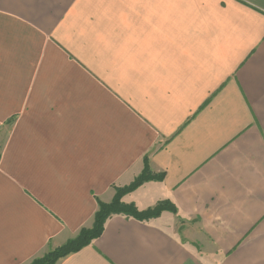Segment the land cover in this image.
Instances as JSON below:
<instances>
[{"label": "crops", "instance_id": "obj_1", "mask_svg": "<svg viewBox=\"0 0 264 264\" xmlns=\"http://www.w3.org/2000/svg\"><path fill=\"white\" fill-rule=\"evenodd\" d=\"M264 264V0H0V264Z\"/></svg>", "mask_w": 264, "mask_h": 264}, {"label": "trees", "instance_id": "obj_2", "mask_svg": "<svg viewBox=\"0 0 264 264\" xmlns=\"http://www.w3.org/2000/svg\"><path fill=\"white\" fill-rule=\"evenodd\" d=\"M161 178L162 177L160 175L152 172L146 162L144 171L135 179L134 182L124 189H116V195L111 203H99V210L96 213L93 227L82 229L76 238L69 240L66 244L53 250L45 257L35 259L31 264H56L61 258L88 246L95 239L101 236L106 220L112 215L118 214L134 217L138 220H147L159 216L163 211L177 213V207L175 204L168 200L161 201L155 207L145 211L138 210L133 203L126 204L122 202L124 195L134 191L143 183ZM169 206H173L174 209L171 210Z\"/></svg>", "mask_w": 264, "mask_h": 264}, {"label": "rangeland", "instance_id": "obj_3", "mask_svg": "<svg viewBox=\"0 0 264 264\" xmlns=\"http://www.w3.org/2000/svg\"><path fill=\"white\" fill-rule=\"evenodd\" d=\"M126 187H128V186H124V187H120L119 189H124V188H126ZM116 192H117V190H116ZM112 202V201H111ZM110 202V203H111ZM169 208L172 210V209H174L173 208V206H169ZM76 238V237H75ZM74 239V238H73ZM59 248V247H58ZM55 249H57V248H54V249H51V250H49L48 252H46L44 255H42L41 257H39V258H42V257H45L46 255H48L50 252H52L53 250H55ZM38 258V259H39Z\"/></svg>", "mask_w": 264, "mask_h": 264}]
</instances>
